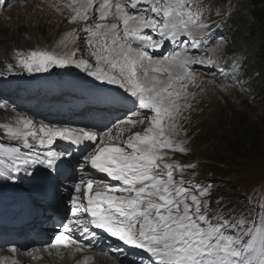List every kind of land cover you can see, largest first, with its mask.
<instances>
[{"label": "snow or ice", "instance_id": "1", "mask_svg": "<svg viewBox=\"0 0 264 264\" xmlns=\"http://www.w3.org/2000/svg\"><path fill=\"white\" fill-rule=\"evenodd\" d=\"M61 2L55 0L50 6L59 12ZM63 8L71 12L69 23L82 22L79 31L86 33V54L95 63L76 58V52L69 50L78 35L73 30L54 49L15 50V63L6 65L7 72L18 68L33 74L74 66L100 84L123 90L116 95L130 108L128 115L104 131L48 123L37 127L23 115L14 124L2 126L7 140L18 141L27 151L0 144V178L13 185L21 175L29 178L30 193L48 202L53 213L58 211L56 182L66 166L82 171L90 166L118 182L114 186L94 176H81L73 186L70 216L50 249L60 257L64 251L75 255L91 249L116 264H125L129 252L105 244L113 238L148 254L149 264H264V205L258 221L248 224V218L241 215L233 222L222 209L211 208L210 185L184 179V173L196 165L180 164L171 155L188 152L187 140L180 139L184 133L181 121L187 120L184 113L193 107L191 101L196 97L189 88L203 83L193 65L216 64L225 46L223 39L212 40L214 46L205 48L211 55L191 54L214 35L202 0H67ZM166 42L179 47L160 56L148 51H157ZM220 87L227 91L229 83ZM7 107L0 103V108ZM136 126H143L142 130L132 131ZM58 140L74 148L56 149L53 146ZM89 142L94 149L88 150ZM74 151L81 155L74 156ZM233 229L237 230L230 231ZM73 230L96 243L80 245L68 235ZM10 251L15 254L18 249ZM27 255L36 258L32 251ZM91 260L84 255L78 264H91ZM0 264L18 261L3 258Z\"/></svg>", "mask_w": 264, "mask_h": 264}, {"label": "rangeland", "instance_id": "2", "mask_svg": "<svg viewBox=\"0 0 264 264\" xmlns=\"http://www.w3.org/2000/svg\"><path fill=\"white\" fill-rule=\"evenodd\" d=\"M208 4L204 5L208 11H205L204 15L207 17V23L210 25L216 23L219 27L229 24V21L236 20L239 22H248L249 15L245 10V6L241 8L242 3H247L248 0H238V4L228 8L226 0H207ZM232 3L237 0H230ZM55 0H0V94L9 89L20 88L22 92L18 94V97L10 102H4L3 99L6 97L0 96V103L8 105L7 108H0V144L11 147H20L22 151H27L23 149V146L18 141H9L4 135L3 125L14 124L15 119L18 116H27L34 121H38L37 127L41 123H46V119L41 115H45L44 107L38 102V95H27L25 91L26 86H38L35 82V78L41 79L42 74L47 75V80H53L59 83V80L55 78L59 74L66 71L65 68H53L48 72L33 73L28 74L22 72L18 68H14L12 73L7 72L6 65L14 64L15 60L13 58V53L15 50H32L36 48L40 49H54L57 42L63 37V35L69 31L77 30L78 35L76 36L75 42L70 45V49L76 52V58H83L88 60L90 63L94 64V60L86 54L87 45L85 42L86 33L79 31V25L75 23H69V21L63 20L61 23L54 22L53 17L50 15L49 9L52 8L50 5L54 3ZM67 0H62L61 2V14L70 18L71 12L63 8V3ZM240 7V8H237ZM47 13L45 15V13ZM55 15V14H54ZM215 17H219L217 20H213ZM248 17V18H247ZM109 23V22H108ZM227 30H229L227 28ZM214 35L203 42V45L198 50H193L191 54L193 55H211V53H206L205 48L209 46H214L211 44L212 40L219 41L223 39L221 35ZM233 34L231 32H226L224 37L225 46L223 51L219 54V58L225 57L226 53L230 57L231 48H228L230 43V38ZM187 42V39L184 40ZM30 43V44H28ZM46 44V45H44ZM50 47V48H48ZM177 49V48H173ZM229 49V51H228ZM58 52L63 51V49H56ZM201 65H193V70L197 73L199 80L205 81L209 88L210 87H220L222 84L220 82L209 84V79H204L203 75L205 72H201L199 69ZM68 68V67H66ZM52 72V73H50ZM249 75V73L247 74ZM65 79V76H64ZM245 89L242 93L237 94L234 87H228L227 91H224L225 99L219 101L216 96V91L210 88L205 94L200 96L196 94L194 100H192L193 107L187 110L184 115L187 120H182L181 123L187 129L193 124L192 136L189 140L185 139L183 136L180 139L187 140V148L190 149V153L187 155L186 165L191 163L192 160L196 164H200L204 159L209 158L214 161L219 160L215 136H219V139L225 131H230L235 129H243L244 126L247 128H253L259 137V151L257 153H252L255 149L253 147H245L241 149V152H237L239 156L234 155L232 152H228L225 161L222 166L227 165L226 168L222 169L221 166H213L214 173L208 178L202 174L199 176L192 171H186L184 173V179H193L197 183H202L207 181L214 187L223 192L224 203H234V199L241 195L240 193L246 192L250 194L255 200H259L264 203V101L263 99H254L251 97L250 89L253 85L250 84L249 80H245ZM257 82V80H256ZM80 83H76L78 85ZM221 88V87H220ZM62 88L56 85V92H61ZM197 87H190V92H195ZM2 95V94H1ZM204 98H207V100ZM24 100H30L34 103L32 106H28L23 103ZM21 102V103H20ZM222 105H221V104ZM197 105V107H196ZM226 108L234 109L233 111H225ZM192 109L197 111L194 114H189ZM204 121L200 125V130L202 134H195L198 128V122ZM215 123L219 128L212 132V138H207V133L213 131L214 127L208 125L209 122ZM143 126H136L132 131H141ZM216 129V128H215ZM223 146H227L223 143ZM256 147V148H257ZM248 148L250 150H248ZM251 153V154H250ZM172 159L176 162H184V160L179 157H174ZM254 157L246 158L245 157ZM253 161V162H252ZM252 162V163H251ZM251 163V164H248ZM193 173L195 174L193 177ZM219 173V174H218ZM179 179V174L176 175ZM9 181H5L0 178V185L6 186ZM207 184V183H206ZM213 194L209 197L210 202L216 197V193L212 190ZM241 201H249L248 196L240 198ZM216 198L213 205H217ZM221 202V201H220ZM238 208H241L239 204H236ZM231 204L228 208H231ZM218 208L216 207V210ZM213 213H209L211 216ZM241 215L245 214L238 213L234 218H239ZM234 218L232 220H234ZM105 264V263H104Z\"/></svg>", "mask_w": 264, "mask_h": 264}, {"label": "trees", "instance_id": "3", "mask_svg": "<svg viewBox=\"0 0 264 264\" xmlns=\"http://www.w3.org/2000/svg\"><path fill=\"white\" fill-rule=\"evenodd\" d=\"M247 10L249 22L239 26L238 29L234 28L236 44L238 47L243 48L249 44L248 41L259 43L252 52L250 64L260 76V87L264 88V0H249ZM222 131L224 134L221 135L220 142L224 143L227 146V150L234 153V155L239 156L237 152H241L242 148L250 146L255 148L252 153L255 154L259 151L257 146L259 145L260 135L253 128L244 126L243 129L234 128V130L230 131L223 129ZM217 139L219 140V136H217ZM248 150L250 149L248 148ZM254 157L248 156L244 159Z\"/></svg>", "mask_w": 264, "mask_h": 264}, {"label": "bare ground", "instance_id": "4", "mask_svg": "<svg viewBox=\"0 0 264 264\" xmlns=\"http://www.w3.org/2000/svg\"><path fill=\"white\" fill-rule=\"evenodd\" d=\"M49 12H50V15L53 17L54 22L61 23L63 20L69 21L68 17L63 16L60 11L58 12L53 7L49 9ZM46 14L47 13H45V15ZM92 15L95 16V12H93ZM75 24L79 25L78 28L82 27V22H77ZM35 124H37V122H35ZM10 202H19V201H9V203ZM48 231L51 235H53L50 227L48 228ZM10 249L11 248L0 249V259H3V258H9V260L15 259L18 261V264H78V261H80L83 257L82 252L75 254V257H70L67 254L68 253L67 251H64L63 256L60 257L55 254V250L50 249L49 247L45 249L33 250L32 252L36 254V258H31L27 255L26 252L23 253V256H24L23 257L22 255L19 254V252L13 254L10 251ZM46 256H52L56 259H53V258L44 259ZM111 262H112L111 259H107V261H104V262L95 259L91 261V264H103V263L111 264Z\"/></svg>", "mask_w": 264, "mask_h": 264}]
</instances>
